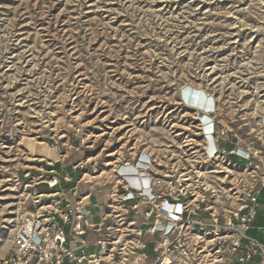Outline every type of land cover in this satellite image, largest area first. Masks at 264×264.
Instances as JSON below:
<instances>
[{
	"label": "rangeland",
	"instance_id": "374dc122",
	"mask_svg": "<svg viewBox=\"0 0 264 264\" xmlns=\"http://www.w3.org/2000/svg\"><path fill=\"white\" fill-rule=\"evenodd\" d=\"M186 87L253 140L264 115V105L253 113L264 98V0H0V248L41 167L127 158L134 145L177 166ZM109 128L120 129L110 146L91 144ZM38 143L56 162L28 156Z\"/></svg>",
	"mask_w": 264,
	"mask_h": 264
},
{
	"label": "built area",
	"instance_id": "2783aa9c",
	"mask_svg": "<svg viewBox=\"0 0 264 264\" xmlns=\"http://www.w3.org/2000/svg\"><path fill=\"white\" fill-rule=\"evenodd\" d=\"M186 109L175 167L144 148L109 162L85 157L71 166L76 178L39 174L34 183L49 192L20 196L0 264H264V243L247 234L264 186V115L245 142L208 100Z\"/></svg>",
	"mask_w": 264,
	"mask_h": 264
},
{
	"label": "bare ground",
	"instance_id": "6f19581e",
	"mask_svg": "<svg viewBox=\"0 0 264 264\" xmlns=\"http://www.w3.org/2000/svg\"><path fill=\"white\" fill-rule=\"evenodd\" d=\"M182 94H183L184 99L187 102H189V103H191L193 105L196 104V105H199V106H202L203 107V105L206 104V97L204 96V93L201 92V91H199V90H197V89H193L192 87H190V88L189 87H186V89L184 88ZM263 105H264V98L262 100H260V101L256 99L255 100V103H254V106H253V113H255V114L256 113L262 114V112H263V108H262ZM158 107L161 108L162 105H159ZM99 118H100V115L96 117L95 121H98V122L102 123L104 120L103 119L101 120ZM104 118H105V116H104ZM75 120H81V115L80 116H77ZM88 123H90V122H88ZM109 129L111 130V132H106L105 130H103L101 133H95V132H93V133L89 134V136H87V137H88V139L91 140V144H94L98 140H103L104 139L103 140V141H105V145L104 146L109 145L111 143L112 138L114 137V135L115 134H118V132L120 130L119 128H116V129L109 128ZM87 137H86V139H87ZM122 137L120 139L117 138L118 141L121 140ZM28 141H29L28 137L21 136L20 137V140H19V145L25 144ZM123 149H124V146L120 147L117 152H119V154L121 155V154H123V151H122ZM136 149H138V148L136 147V145H134L129 150V152L130 151H133V153H132L131 156H133V154L136 151ZM112 155H114V153L113 154L112 153L110 154V156H112ZM28 156L30 158L38 157V158L52 160V161H56L58 159L56 157L55 150L54 149L47 148V146H46L45 143H38L37 146H35V148H33V149H31V150L28 151ZM197 174H198V172H197Z\"/></svg>",
	"mask_w": 264,
	"mask_h": 264
},
{
	"label": "crops",
	"instance_id": "0c3cea01",
	"mask_svg": "<svg viewBox=\"0 0 264 264\" xmlns=\"http://www.w3.org/2000/svg\"><path fill=\"white\" fill-rule=\"evenodd\" d=\"M39 170L41 172L40 174H45V173H47L50 170H55V171H58L60 173H67V174L73 176L74 178H76L78 176V171H74V170H72L70 168H63V167H61L58 164L53 165L52 167H48V166H45V168L41 167V169H39ZM65 185L66 184L63 183V186H65ZM83 188H84V185H80L79 186V191H82ZM25 190L27 192H29L30 194H32L34 192V190L42 192V193L49 192V190L47 189V187L44 184H37L36 185L33 180L29 181V183L25 186ZM17 212H18V210H17ZM9 237H10V241L7 243L8 245L7 246H2L0 248V260L5 258V257H7L9 255V253H10V249L12 247V244H11V233H9Z\"/></svg>",
	"mask_w": 264,
	"mask_h": 264
},
{
	"label": "trees",
	"instance_id": "16d2710c",
	"mask_svg": "<svg viewBox=\"0 0 264 264\" xmlns=\"http://www.w3.org/2000/svg\"><path fill=\"white\" fill-rule=\"evenodd\" d=\"M261 223H264V186L262 187L257 200V215L252 224V228L249 229V233L247 232L249 236L264 243V237L260 236V233L258 232L259 229L264 228V225H261Z\"/></svg>",
	"mask_w": 264,
	"mask_h": 264
}]
</instances>
